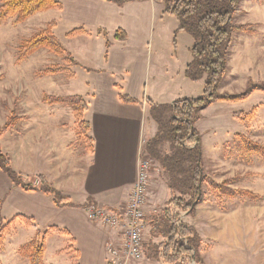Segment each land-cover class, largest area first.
Segmentation results:
<instances>
[{"label":"rangeland","instance_id":"rangeland-1","mask_svg":"<svg viewBox=\"0 0 264 264\" xmlns=\"http://www.w3.org/2000/svg\"><path fill=\"white\" fill-rule=\"evenodd\" d=\"M237 10L238 12L233 17V25L236 29L233 38L242 33L249 34L239 29L244 25L247 27V31L252 30L250 25H245V23L259 21L264 24V0H241ZM51 19H53V15L45 11L36 14L34 18L26 20L24 23L17 24L12 19L8 23H0V126L13 108V98L21 94L23 96L18 114L26 119V123L23 125L26 131L30 126L27 124L28 118L32 114L34 116V112H44V108L41 107L42 104H45L41 102L43 93L53 96L80 95L85 100L87 99L90 105L91 109L88 110L87 119L85 117L84 119L91 125L89 135L101 156V149L107 145L105 133L120 122V119L114 117L117 114H114L115 111H113V100L117 97L116 92L120 93V89L122 90L120 81L119 86L109 85L103 76L98 75L100 70H92L98 73L96 75L95 73L86 75L81 68L75 66H70L69 69L76 74L75 79L70 78L67 72L46 78L38 76L36 72L39 70L66 67L62 58L44 50L37 51V54L34 53L21 62L16 61L20 40L28 38ZM178 28L177 19L169 14L160 15L152 28L154 41L150 45L152 52L150 77L141 92L144 99L157 104H171L178 99L198 98L203 95L204 78L194 82L188 79L185 74L186 65L190 60L189 49L192 48L194 41L186 32L180 31ZM261 34H263L262 39L258 37L253 40L261 39L264 43L263 28ZM35 70L37 71L34 72ZM249 77L246 75L245 80L238 78L237 82L232 84L228 82L226 86L222 87L223 78L219 85V92L240 93L246 88L249 80L253 81ZM241 81H245L242 86ZM85 82H89V88L84 89ZM123 93L125 92L123 91ZM134 93L137 92L134 91ZM253 93L244 101L235 103L216 101L212 103L202 110V117L196 122V128L201 134L202 140L204 174L218 183L234 178L235 181L228 185L230 188L249 190L263 196L262 200L257 201L239 196L229 199L213 194L208 187L203 186V195L201 201L196 205L194 217L188 216L181 210H176L182 221L202 230L200 231L203 241L201 250H206V245L209 246V249L213 248L211 252L204 254L205 264H264V160L258 154H244L242 144L234 137L235 134H242L251 141L264 145V93L260 91ZM46 105L52 106L53 117L59 118L61 122L68 124L71 122V118H74L72 111L64 105L54 104L57 107L47 103ZM252 109L255 110L254 116L247 123H243L233 116L236 112L247 113ZM46 110L48 109L46 108ZM70 129L73 128L70 127ZM0 143L2 150L12 155L13 168L22 173L25 180L37 185L36 176L38 175L34 172L33 163L28 160L29 147L26 140L22 141L14 134L3 137ZM76 147H81L87 152L85 143L80 141L77 135L72 149L75 150ZM161 152H169L168 144L161 147ZM142 158L143 156H141L139 172L143 163L147 162V179L155 178V181L163 185L167 181V177L159 164ZM83 164L86 165V160ZM90 165H92L91 168L89 169L87 166L83 175L86 177L85 182L93 180L89 190L93 192L98 189L95 182L98 184L101 181L102 183L106 172L104 168L100 167L101 164L97 160ZM0 177L3 178L0 181V213L5 222L18 214L26 215V208L20 206L24 209L21 210L18 206L19 202L24 203V201L20 199L17 202L13 201L15 194L24 195L25 191L14 187L2 172ZM58 182L63 191L70 188L69 191L77 193V189L81 188L77 178L61 177ZM49 183L53 186L51 182ZM85 186L87 185L83 182L82 188ZM71 197L75 201L78 199L76 194ZM141 212L143 215V203ZM207 221H211V226L206 224ZM34 224L36 229L41 231L48 228L43 224H36V222ZM35 231L18 220L11 224L4 232L3 245L0 249V264H27L28 260L18 254V249L33 237ZM61 236L57 233L47 234L48 256L58 244H62ZM143 241L144 245L152 241L146 240L144 229ZM213 244L218 246H213ZM224 244H228V246L226 247ZM218 253L222 254L221 258H218ZM66 258L71 260L72 253H67ZM187 264L196 263L190 257Z\"/></svg>","mask_w":264,"mask_h":264},{"label":"crops","instance_id":"crops-1","mask_svg":"<svg viewBox=\"0 0 264 264\" xmlns=\"http://www.w3.org/2000/svg\"><path fill=\"white\" fill-rule=\"evenodd\" d=\"M56 1L61 7L59 10L47 11L53 15V19L48 22L55 21L53 33L80 65L77 68H81L86 75L95 72H86L83 68L100 70V73H95V75L103 76L109 85L119 86L121 84L122 90L128 96L142 101L141 91L144 84L149 81L151 70L150 45L154 41L152 28L157 18L165 15L162 0H132L122 6L107 0ZM245 25H250L255 32L254 34L242 33L233 38L228 71L224 76L222 87L228 82L229 84L237 82L238 78L245 80L246 75L255 82H264V43L261 40L264 24L252 21ZM76 29H81L83 32L69 36V33ZM98 29L108 32L111 45L107 59L104 58L105 39L97 33ZM117 30H123L126 33L125 42L113 40V33ZM258 37L261 39L253 40ZM244 83L245 81L241 83V86ZM89 87V82H85L84 89ZM122 90L120 89V92L123 93ZM116 94L117 100H113V111L117 114L114 117L120 119V122L105 133L107 145L101 149V156L94 141L92 153L85 152L81 147L73 150L72 146L76 136L75 119L71 118L68 124L61 122L59 118L53 117L52 106L46 104L41 106L44 112H34V116L32 114L28 118L27 124L30 126L27 131L23 128L25 121L16 130L0 137L1 140L7 135L15 134L22 141L26 140L29 147L28 160L33 163L35 174L47 177V180L63 195L68 196L73 203L85 204L88 198L94 201V204H90L88 208H59L54 206L51 197L41 192L15 194L13 201L17 202L19 199L24 201V203L19 202L18 206L26 208V215L32 217L36 224L65 228L70 233V236H61L62 244H58L54 250L52 248L50 256H48L49 247L46 242L44 264H112L107 250L110 245L120 244L121 231L97 219L94 212L108 208L121 209L129 202L132 190L138 181L141 156H145L144 145L156 132L155 123L149 118L147 103L144 102L142 105L122 103L118 99L119 92ZM86 102L88 103L87 99ZM90 109L88 104V110ZM88 110L85 112V118ZM9 155L13 163L12 155L10 153ZM98 159L102 161L99 162ZM84 160H86V165L83 164ZM96 160L101 164L100 167L105 169L106 175L102 183L101 181L98 184L95 182L98 189L93 193L89 191L93 180L85 182L86 177L83 173L86 167L90 169L92 166L90 164H94ZM61 177L77 178L81 188L77 189V193L69 191L70 188L63 191L58 182ZM1 179L3 178L0 177V181ZM83 182L87 186L82 188ZM74 194L78 196L76 201L71 197ZM101 195L102 197H99ZM169 198L170 192L166 182L161 185L155 181V178L148 180L147 192L143 201L144 217L160 214ZM22 207L20 209L24 210ZM206 224L211 226V221H207ZM144 225L146 240H152L156 244L160 243V238H150V227L145 221ZM194 228L200 235L202 230L196 226ZM224 245L228 246V244ZM213 246L218 245L213 244ZM211 249L201 250L203 259L204 254L211 252ZM69 252L72 253L71 260L66 258ZM217 255L218 258L222 257L221 253ZM122 264L163 263L148 260L143 256L137 260L129 259Z\"/></svg>","mask_w":264,"mask_h":264},{"label":"trees","instance_id":"trees-1","mask_svg":"<svg viewBox=\"0 0 264 264\" xmlns=\"http://www.w3.org/2000/svg\"><path fill=\"white\" fill-rule=\"evenodd\" d=\"M122 6L132 0H107ZM241 0H162L163 13L174 16L179 23V30L192 37L194 44L190 48L191 60L186 65L185 74L191 81L204 78L203 95L198 98H182L171 104H157L148 99L142 101L134 99L120 92L118 99L122 103L139 104L144 102L149 106V118L155 123L156 132L144 145L145 156L143 160H152L159 164L167 177L166 185L170 198L160 215L144 217L148 223L151 238H161L163 241L156 244L149 241L144 245V256L148 260H155L163 264H187L192 258L196 264H205L201 255L202 238L197 230L182 221L176 210H181L188 216L194 217L196 205L201 201L203 186L208 187L213 194L229 199L237 196L247 200H262L263 196L249 190L232 189L228 185L235 179L215 182L203 172V155L201 134L196 128V122L202 117V110L216 101L235 103L247 100L255 91L264 93L263 82L248 81L246 88L237 94L219 92V85L228 70V59L233 43L235 27L233 17L238 12L237 6ZM60 3L56 0H0V23L12 19L14 23H24L40 12L52 9L59 10ZM55 21L48 22L44 27L34 31L28 38L22 39L17 48V62L30 57L41 49L62 58L66 67L59 69L47 68L36 72L38 76H51L67 72L70 78L75 74L70 66L80 65L74 60L70 52L54 35ZM240 30L252 34L242 25ZM83 32L81 29L73 30L69 36ZM97 33L105 39L104 58L108 57L111 42L108 32L98 29ZM113 40L125 42L127 35L123 30L113 33ZM86 72L91 69L83 68ZM22 94L13 98V108L3 125L0 126V137L12 132L25 117L19 116V104ZM42 103L49 105H64L68 107L76 121V135L86 145L87 152H93V139L89 132L91 125L84 119L88 110V103L80 95L53 96L43 93ZM254 109L250 112H236L234 117L247 123L254 116ZM242 144L244 154H258L264 160V145L251 141L242 134H235ZM168 144L169 152L162 153L161 147ZM0 171L10 183L25 192H41L51 197L54 206L59 208L79 207L88 208L94 204L91 198L85 204H75L68 196L63 195L54 188L43 175L36 176L37 185L25 180L23 174L16 171L11 163V156L5 153L0 146ZM1 205V203H0ZM116 211L115 208H108ZM20 221L26 227L35 229L33 237L18 249V254L28 260L27 264H44L46 251V236L48 233H57L70 236L65 228L49 226L41 231L36 229L34 219L24 214H18L5 222L0 213V249L3 245L4 232L15 221ZM181 220V222H180ZM4 224V225H3ZM186 241V243H185ZM206 249L209 246L206 245Z\"/></svg>","mask_w":264,"mask_h":264},{"label":"built area","instance_id":"built-area-1","mask_svg":"<svg viewBox=\"0 0 264 264\" xmlns=\"http://www.w3.org/2000/svg\"><path fill=\"white\" fill-rule=\"evenodd\" d=\"M147 169L148 163L145 162L126 207L116 209V211L99 210L94 212L97 219L113 228H119L121 231L120 244L110 245L107 250L112 264H122L129 259L137 260L144 256L143 229L145 225L141 205L146 193Z\"/></svg>","mask_w":264,"mask_h":264}]
</instances>
